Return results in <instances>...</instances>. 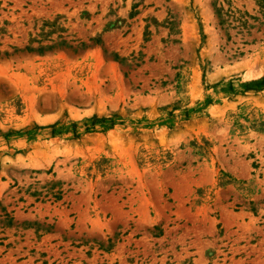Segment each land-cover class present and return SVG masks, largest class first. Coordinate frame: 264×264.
I'll use <instances>...</instances> for the list:
<instances>
[{"label":"rangeland","instance_id":"1","mask_svg":"<svg viewBox=\"0 0 264 264\" xmlns=\"http://www.w3.org/2000/svg\"><path fill=\"white\" fill-rule=\"evenodd\" d=\"M0 264H264V0H0Z\"/></svg>","mask_w":264,"mask_h":264},{"label":"trees","instance_id":"2","mask_svg":"<svg viewBox=\"0 0 264 264\" xmlns=\"http://www.w3.org/2000/svg\"><path fill=\"white\" fill-rule=\"evenodd\" d=\"M28 50H30V48H27ZM246 86H248V87H251V85H246ZM89 121H90V124L91 125H94L97 121H98V119L95 117V116H93V117H91L90 119H88ZM47 127H50V128H52L53 130V133H56V124H53V125H49V126H47ZM76 127V124L75 123H72V128H75ZM71 128V129H72Z\"/></svg>","mask_w":264,"mask_h":264}]
</instances>
